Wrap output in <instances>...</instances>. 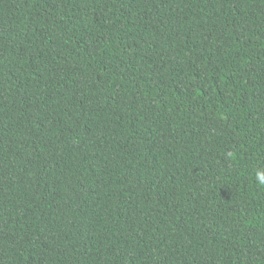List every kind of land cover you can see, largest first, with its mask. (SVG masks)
<instances>
[{"label": "trees", "instance_id": "16d2710c", "mask_svg": "<svg viewBox=\"0 0 264 264\" xmlns=\"http://www.w3.org/2000/svg\"><path fill=\"white\" fill-rule=\"evenodd\" d=\"M0 264H264V0H0Z\"/></svg>", "mask_w": 264, "mask_h": 264}]
</instances>
